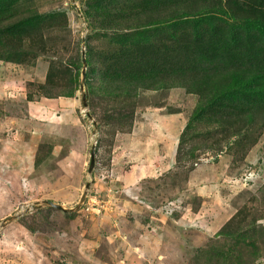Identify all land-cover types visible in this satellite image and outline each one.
I'll return each instance as SVG.
<instances>
[{
  "label": "rangeland",
  "instance_id": "rangeland-1",
  "mask_svg": "<svg viewBox=\"0 0 264 264\" xmlns=\"http://www.w3.org/2000/svg\"><path fill=\"white\" fill-rule=\"evenodd\" d=\"M161 4L0 0V264H264V96L211 113L190 77L209 25ZM202 10L264 64V0Z\"/></svg>",
  "mask_w": 264,
  "mask_h": 264
},
{
  "label": "trees",
  "instance_id": "trees-1",
  "mask_svg": "<svg viewBox=\"0 0 264 264\" xmlns=\"http://www.w3.org/2000/svg\"><path fill=\"white\" fill-rule=\"evenodd\" d=\"M160 1L162 0H155L156 4ZM164 1H166V5L174 6L176 10L179 9L181 12L184 13V16L191 18L193 21L196 22V21L204 20V22H206V25L207 24L209 25V27L205 26V28L203 29L197 28L196 30L200 32L199 37H197V41L199 40L201 43L196 45L198 50H200L198 53L201 55L198 57L200 61L197 62L193 60L191 63V68H196V69H194V71H192V69L188 70L181 65L179 69V73H180L179 77L181 78V75L185 71H188L189 75L192 71L194 76H190V77L192 78L193 81H198L199 84H202L203 86L208 84H213L212 89L210 91L212 92V94L207 95L209 98L205 101V104L211 102V104L213 105V106L211 105V107L214 110L211 111V113H215L216 115L221 113L225 117L224 119L228 120L230 119V117H232V115L229 112L225 111L226 107L228 106L227 102L229 101V99L232 100L237 98L240 101L241 105L242 102H244L246 105L249 102V100H253L258 96L260 97L264 96V77H260V73H259V72L264 73V64L258 68L259 70L258 71L254 66L248 63L247 58L245 57V55H243L244 52L238 49L236 50V48H230L227 45V41L225 40L226 34L224 30L221 29V27L218 24H213V25L210 24L211 19L208 20L209 22L206 20L209 18V16L207 13H205L202 10V0H164ZM151 4L153 3L151 2ZM166 5L161 4L162 7H167ZM114 6H118V3H115ZM114 6L111 9V12L109 9L107 12H105L107 8L102 7L99 9L100 23L102 22L104 24L105 21H112L115 24L116 31H119V29L122 28L120 27V24L121 25L123 24V21L125 20V15L122 12V10H120L119 7L116 8ZM127 7L128 5L126 6V8ZM178 18L179 17H174V18L168 17V19H166L167 23L161 25L172 24L175 20H178ZM211 22L213 23V21ZM147 23L149 22H146V24ZM158 23H162V21H159ZM254 26L255 29H257L259 32H262V36L264 38V23L257 22L256 24L254 23ZM180 33L183 34L182 32ZM179 41L184 44L180 48V45H178L177 43V49H184L183 51L185 50L187 51L192 47V44L189 42L187 37H185V35H183L182 38L179 39ZM228 49L231 51L232 57L228 60V64L226 65V70L223 68L220 69L219 67L217 68V67L208 66L212 63L213 58L215 60L216 59L223 60L224 59L223 57L227 54ZM260 49H264V42L262 43V45L257 46L254 53H257ZM123 53H125L126 57L130 54V52L127 51ZM87 59L88 58L85 56L84 57L85 63H88L89 59L88 61ZM117 59L119 60V57H117ZM193 62L195 63L194 66H192ZM170 68L172 69V67ZM255 73L257 77L256 75H254ZM83 77L86 80L87 77L86 71H84ZM109 77L111 79V75ZM108 88L110 89V84ZM195 119L196 120L194 121H202L201 115L196 116ZM237 127L239 129L241 126H237ZM239 131L240 130H236V129L231 130V134L234 135Z\"/></svg>",
  "mask_w": 264,
  "mask_h": 264
},
{
  "label": "water",
  "instance_id": "water-1",
  "mask_svg": "<svg viewBox=\"0 0 264 264\" xmlns=\"http://www.w3.org/2000/svg\"><path fill=\"white\" fill-rule=\"evenodd\" d=\"M82 61H83V65H84V64H85L84 56L82 57ZM81 75H82V77L84 76V68H82ZM82 100H83L82 104L84 105V104H85V101H84V97H83V96H82ZM93 158H94V150H93V148H91V150H90V157H89V165H88V169H89V170H90V168H91L92 165H93ZM48 203H49L50 205L55 206V207H60V208H62L60 205L55 204V203H53V202H48Z\"/></svg>",
  "mask_w": 264,
  "mask_h": 264
}]
</instances>
